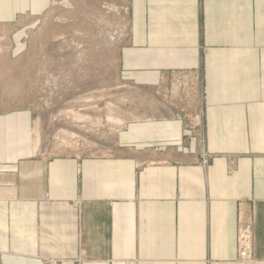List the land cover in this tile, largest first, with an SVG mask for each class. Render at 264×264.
<instances>
[{"label": "crops", "instance_id": "0c3cea01", "mask_svg": "<svg viewBox=\"0 0 264 264\" xmlns=\"http://www.w3.org/2000/svg\"><path fill=\"white\" fill-rule=\"evenodd\" d=\"M51 1L0 0L11 48ZM126 7L119 77L157 90L186 72L201 102L128 120L107 154L47 155L34 108L1 112L0 264H219L240 219L264 264V0Z\"/></svg>", "mask_w": 264, "mask_h": 264}, {"label": "rangeland", "instance_id": "374dc122", "mask_svg": "<svg viewBox=\"0 0 264 264\" xmlns=\"http://www.w3.org/2000/svg\"><path fill=\"white\" fill-rule=\"evenodd\" d=\"M127 17L126 0H52L43 16L19 22L16 31L12 27L21 47L11 48L10 33L0 27V113L34 108L39 151L107 154L128 120L148 117L155 108L167 112L201 102L198 78L186 72L171 73L157 90L119 77ZM200 162L205 165L208 158ZM245 221L255 260L253 221Z\"/></svg>", "mask_w": 264, "mask_h": 264}, {"label": "built area", "instance_id": "2783aa9c", "mask_svg": "<svg viewBox=\"0 0 264 264\" xmlns=\"http://www.w3.org/2000/svg\"><path fill=\"white\" fill-rule=\"evenodd\" d=\"M193 80L196 82V79ZM251 239V227L248 221L242 220L237 233V257L233 260L221 261L219 264H255L251 255Z\"/></svg>", "mask_w": 264, "mask_h": 264}]
</instances>
